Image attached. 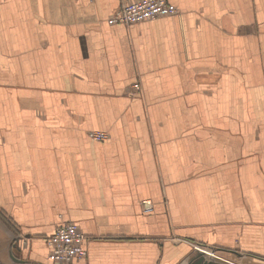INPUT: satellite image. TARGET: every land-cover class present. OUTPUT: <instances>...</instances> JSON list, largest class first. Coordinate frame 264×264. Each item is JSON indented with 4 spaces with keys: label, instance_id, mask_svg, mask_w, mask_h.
<instances>
[{
    "label": "crops",
    "instance_id": "obj_1",
    "mask_svg": "<svg viewBox=\"0 0 264 264\" xmlns=\"http://www.w3.org/2000/svg\"><path fill=\"white\" fill-rule=\"evenodd\" d=\"M124 1L0 0V264L68 221L78 264L264 258V0L110 25Z\"/></svg>",
    "mask_w": 264,
    "mask_h": 264
},
{
    "label": "built area",
    "instance_id": "obj_2",
    "mask_svg": "<svg viewBox=\"0 0 264 264\" xmlns=\"http://www.w3.org/2000/svg\"><path fill=\"white\" fill-rule=\"evenodd\" d=\"M178 12V8L169 0H129L124 1L107 19L110 25H132L144 21H152L162 17H170ZM139 88V83L134 84ZM90 136L98 141L106 140L109 135L105 132L94 131ZM144 210H152L150 200L143 202ZM87 235L75 222H63L47 237L49 261L51 264H78L87 255L85 242ZM200 252L217 257L216 250L203 249L196 246ZM224 260V259H223ZM226 262V261H225Z\"/></svg>",
    "mask_w": 264,
    "mask_h": 264
},
{
    "label": "rangeland",
    "instance_id": "obj_3",
    "mask_svg": "<svg viewBox=\"0 0 264 264\" xmlns=\"http://www.w3.org/2000/svg\"><path fill=\"white\" fill-rule=\"evenodd\" d=\"M102 141H104V140H102ZM147 212H150V211H147ZM16 242H17V244L19 243V238L16 240ZM190 245L192 247H194L195 249H197L195 247V245L199 246L201 248L203 247V249L206 248L209 251L213 249V247H208L206 245H203L202 243H200V244H198V243L197 244L196 243L193 244L192 243ZM200 251L201 250L197 249V251H196L197 254L194 256V259H195V257L198 255V253ZM216 252L217 253H215V254H216L217 257L206 255V254H204L202 252H200V253L204 254L207 257V259L211 258L214 261H221L224 264H232V263L233 264H264V258L256 256V255H251V253H249V254L244 253L245 254L244 255L243 253H240V252H238L236 250H229V251H223L222 250V251H216ZM194 259H192V261L190 263H188V264H191V263L193 264L194 261H195ZM185 262H186V260L182 264H184ZM48 264H51V263H48Z\"/></svg>",
    "mask_w": 264,
    "mask_h": 264
},
{
    "label": "water",
    "instance_id": "obj_4",
    "mask_svg": "<svg viewBox=\"0 0 264 264\" xmlns=\"http://www.w3.org/2000/svg\"><path fill=\"white\" fill-rule=\"evenodd\" d=\"M11 256L13 257V259L19 261V262H22V263H26V261L24 260H20V259H16L13 254L11 253ZM194 263L193 264H224L223 262L221 261H214L212 260L211 258L207 259V257L202 254V253H198V255L195 257L194 259Z\"/></svg>",
    "mask_w": 264,
    "mask_h": 264
},
{
    "label": "flooded vegetation",
    "instance_id": "obj_5",
    "mask_svg": "<svg viewBox=\"0 0 264 264\" xmlns=\"http://www.w3.org/2000/svg\"><path fill=\"white\" fill-rule=\"evenodd\" d=\"M192 264V263H191ZM233 264V263H232Z\"/></svg>",
    "mask_w": 264,
    "mask_h": 264
}]
</instances>
